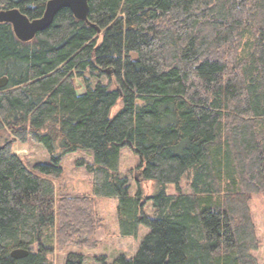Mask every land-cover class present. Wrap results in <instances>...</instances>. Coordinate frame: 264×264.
I'll use <instances>...</instances> for the list:
<instances>
[{"label": "trees", "instance_id": "16d2710c", "mask_svg": "<svg viewBox=\"0 0 264 264\" xmlns=\"http://www.w3.org/2000/svg\"><path fill=\"white\" fill-rule=\"evenodd\" d=\"M48 1L0 10L34 20ZM2 77L0 264L95 250L102 198L116 200L119 238L148 233L133 257L98 264H259L250 203L264 206V0H88L87 23L62 10L29 43L0 24ZM32 141L49 164L27 168L13 152ZM124 146L140 160L134 194L119 175ZM78 150L92 155L78 163L91 193H58L61 160ZM141 182L160 190L145 197ZM83 259L69 252L63 264Z\"/></svg>", "mask_w": 264, "mask_h": 264}, {"label": "rangeland", "instance_id": "374dc122", "mask_svg": "<svg viewBox=\"0 0 264 264\" xmlns=\"http://www.w3.org/2000/svg\"><path fill=\"white\" fill-rule=\"evenodd\" d=\"M106 83L105 79H102ZM83 92L80 91L79 94ZM120 108V102L111 110L110 118H113ZM9 136L6 132H0V145H3ZM13 152L19 157L21 162L29 168L38 164H49V158L42 147L36 142H30L27 145L16 143L13 146ZM84 161L91 163L92 155L88 151L78 150L75 153L66 155L61 160L62 176L59 181H55V187L58 193H66L71 195H89L91 193V176L86 168L79 166V162ZM140 164L139 158L132 152V150L124 146L121 148V160L119 175L129 176V185L131 186L130 193L134 194L136 191L138 175L136 167ZM144 196H151L159 192L160 186L154 182L140 183ZM181 186L185 188V181L181 182ZM165 192L168 195L175 194L174 186H167ZM250 208L253 220L256 224V233L261 240V245L258 251L253 255L259 261V264H264V206L261 196H253L250 203ZM97 217L100 219L102 228L95 231L97 248L93 251L77 250L76 248H69L63 253H54L50 260L54 264H63L66 254L69 252H79L83 255V264H98L94 257L105 256L107 262H111L113 258L118 255H124L131 258L135 255L138 244L147 235L146 229L140 230V236L137 240L130 238H119L117 235L116 223V200L115 199H97L95 205ZM152 206L146 203L144 206V213L150 215ZM33 250V248H31Z\"/></svg>", "mask_w": 264, "mask_h": 264}, {"label": "water", "instance_id": "95a60500", "mask_svg": "<svg viewBox=\"0 0 264 264\" xmlns=\"http://www.w3.org/2000/svg\"><path fill=\"white\" fill-rule=\"evenodd\" d=\"M62 10H69L77 21L87 23L88 0H49L45 4L43 15L29 20L17 9L0 10V24H8L15 38L21 43L31 42L35 36L47 30L54 17ZM7 79H0V89L5 88ZM28 255L26 250H16L11 253L13 259H21Z\"/></svg>", "mask_w": 264, "mask_h": 264}, {"label": "bare ground", "instance_id": "6f19581e", "mask_svg": "<svg viewBox=\"0 0 264 264\" xmlns=\"http://www.w3.org/2000/svg\"><path fill=\"white\" fill-rule=\"evenodd\" d=\"M11 27V26H10ZM16 251V250H15ZM14 252V251H13ZM10 257H11V254H10ZM12 258V257H11ZM25 258V257H24ZM22 259V258H21ZM17 260V259H16Z\"/></svg>", "mask_w": 264, "mask_h": 264}]
</instances>
